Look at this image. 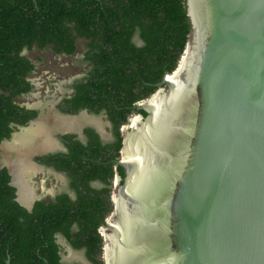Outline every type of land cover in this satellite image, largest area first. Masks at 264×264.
I'll use <instances>...</instances> for the list:
<instances>
[{"label":"water","instance_id":"1","mask_svg":"<svg viewBox=\"0 0 264 264\" xmlns=\"http://www.w3.org/2000/svg\"><path fill=\"white\" fill-rule=\"evenodd\" d=\"M186 6L190 63L159 83L152 112L138 106L147 117L122 149L138 134L135 166L119 162L106 233L119 196L125 264H264V0ZM110 250L104 237L105 264Z\"/></svg>","mask_w":264,"mask_h":264},{"label":"trees","instance_id":"2","mask_svg":"<svg viewBox=\"0 0 264 264\" xmlns=\"http://www.w3.org/2000/svg\"><path fill=\"white\" fill-rule=\"evenodd\" d=\"M190 32L186 0H0V142L10 136L11 122L30 117L15 104L31 91L24 78L36 67L23 51L52 47L72 55L80 39L90 41L86 59L94 69L77 85L73 103L76 110H107L117 136L104 146L87 130L89 145L69 139V154L53 156L71 178L76 199L65 193L30 211L17 201L8 169L0 170V264H70L62 261L58 235L84 250L91 264H105L100 228L113 209L112 161L120 157L121 125L134 104L176 71ZM138 35L142 46L134 42ZM118 173L124 178L122 167ZM96 181L104 187H93Z\"/></svg>","mask_w":264,"mask_h":264},{"label":"flooded vegetation","instance_id":"3","mask_svg":"<svg viewBox=\"0 0 264 264\" xmlns=\"http://www.w3.org/2000/svg\"><path fill=\"white\" fill-rule=\"evenodd\" d=\"M80 40H84V39H80ZM85 41L87 42L86 49L81 54L80 58L79 57L76 58L78 59L77 63H80L83 66V68H85V71L81 76H75L69 83L66 84V90L61 93V96L54 104L33 103L36 98L33 94L36 90L37 84L35 80L32 79V76L37 71V64L34 62L33 59H31L27 55V53L33 52L36 49L38 51H44L45 49L43 50H40L38 48H35L34 50L25 49L22 53V55L28 57L36 67L32 73H30L27 77L24 78L32 86L31 91L16 97L15 104L18 105L20 109L25 110L21 112L22 115H27V116L29 115L30 117L24 123H21L20 120H16L10 123L9 125L11 129L10 136L4 138L0 142V170L4 168L8 169L9 174L11 176L10 184L13 187H15L17 190V193H16L17 201L18 199H20L21 203L19 201L18 202L25 208L27 207L22 204V202L24 201L20 193L21 189L19 188V185L16 183H20L24 185L25 188L28 190V193H30L31 202L30 203L24 202V203L27 205L32 204V209L30 211L33 210L37 202H40V201L51 202L55 200L59 195H62L65 193L70 195L73 199H76V193L71 188V182H72L71 178L68 176L66 172L60 171L58 168H56V165H54L55 161L54 163L52 161L53 156H57L59 154H66V155L69 154V148H68L69 139H71L73 142L78 141L83 145H89L90 140H91V135L87 133V130H93L95 134H97V136L99 137V140L104 146H106L107 144L115 143L117 141V136L115 133V124L112 121L111 115H109L107 110L96 112L86 107L76 110L77 103L76 104L73 103L74 102L73 99L76 97V94H77V85L81 84L82 81L87 83L94 69V63L86 59V53L89 50L90 41L88 40H85ZM78 42H77V51L72 55H67V54L58 55L55 53L52 47H48V48H51L54 51L55 56L57 57L71 58L79 54ZM134 42L138 46L143 45V42L141 41L139 35L135 37ZM158 85L159 83L155 85L157 87L156 92L160 88ZM150 98L143 99L137 102L136 104H134V106L131 107L130 113H127L126 115L127 121L121 125L120 131L122 134L123 141H122V148L120 150V157L117 160L112 161L115 163V171H116V174L112 179V194H111V202L113 205L112 212L114 211L113 192L115 191V188L117 187L118 183L119 182L121 184L124 183L125 178H126V170L122 166L119 165V162L123 159L129 162L128 158L124 157V151L122 152L124 137L127 133L134 131L136 127L140 126L142 122L145 120V118L147 117V113L139 109L138 106L139 105L144 106L147 103L145 101L149 100ZM51 112L54 113L55 118L57 117L58 125L60 127V130L56 132V136H57V138L55 139L56 141L51 136V133H52L51 127H50L51 125H49L46 121H44L46 118H48V115H50ZM102 114L105 115V117L107 118L110 124V131H111L110 138H106L101 133V131L97 128L98 124L96 123L97 120H95V118H97L98 116ZM122 128H125L126 130L124 131L122 130ZM130 136L131 135H128L126 137V144ZM24 148L31 150L30 151L31 156L35 154L33 162H32L33 163L32 167L27 165L28 164L27 155L20 152V150ZM10 149H13L14 152L19 151V159L10 164H2L1 163L2 152L3 151L8 152ZM22 156H25L26 159ZM118 167H122L124 169V172H125L124 178H122L120 174L118 173ZM54 174H59L67 178L69 191L68 190L66 191L47 190V188L44 185L45 183H47V179H49V176L51 177L55 176ZM33 175H35L36 177L32 178ZM40 176H42L43 178ZM37 178L41 181H38ZM35 179H37V181H35ZM34 182L37 183V186L39 188L38 189L39 190L38 192L40 193L39 195H37L36 190L34 188V185H35ZM43 183L44 185H42ZM92 185L95 188L104 187V185L99 181L93 182ZM44 194L50 196V198L43 199L42 195ZM112 212L107 216L105 220V225L103 227H106V221L109 219ZM76 230H77V227L74 226V231ZM103 235H102L103 239L104 237H108L109 239L108 232L104 233ZM103 254H104V248H103ZM62 261H63V257H62ZM66 263H69V262H66Z\"/></svg>","mask_w":264,"mask_h":264},{"label":"rangeland","instance_id":"4","mask_svg":"<svg viewBox=\"0 0 264 264\" xmlns=\"http://www.w3.org/2000/svg\"><path fill=\"white\" fill-rule=\"evenodd\" d=\"M79 54L75 57L71 58H63L55 56L54 51L51 48L45 49L44 51H38L37 49L33 52H28L27 55L34 60L37 64V71L32 76V79L35 80L37 87L34 92V96L36 97L33 103H51L54 104L61 93L66 90V84L69 83L75 76H81L85 68L80 63H77L76 58H80L83 51L86 49L87 42L85 40H79ZM54 97V98H53ZM97 120V128L101 131V133L106 137H111L110 124L105 117L104 114L95 118ZM46 121L49 125H51V136L54 140L57 138L56 132L60 130L58 125L57 117L53 112L48 115ZM122 130H126L122 128ZM56 141V140H55ZM20 150V149H19ZM30 149H21L20 152L27 155V165L33 166L34 152L31 156ZM25 158V156H22ZM123 158V156H122ZM19 159V151L14 152L13 149H10L8 152L3 151L1 154V163L2 164H10ZM26 159V158H25ZM27 166V167H28ZM55 176H49L47 179V183L44 185L47 190H55V191H69L68 181L62 175L54 174ZM36 176L33 175L32 178ZM42 177V176H40ZM43 178V177H42ZM41 178V179H42ZM38 179V178H37ZM35 179V181H37ZM38 181H41L38 179ZM45 181V180H44ZM35 183V182H34ZM97 186V185H96ZM34 188L36 190L37 195L39 188L37 183H35ZM54 191V192H55ZM43 199H49L50 196L42 195ZM100 232L102 235L106 233V227L100 228ZM100 233V234H101ZM104 236V235H103ZM107 238V237H106ZM59 242L62 245V257L65 262L69 263H77V264H91L87 259L86 253L84 250H75L72 247V251H70V244L66 242L64 239L60 238Z\"/></svg>","mask_w":264,"mask_h":264},{"label":"bare ground","instance_id":"5","mask_svg":"<svg viewBox=\"0 0 264 264\" xmlns=\"http://www.w3.org/2000/svg\"><path fill=\"white\" fill-rule=\"evenodd\" d=\"M192 1L198 3L199 5H200V2H202V0H192ZM191 58H193V56ZM188 59L189 58H186V55H184V57L182 58V62L180 64V69H179V70H181V72L190 63V61H188ZM180 75H181V73L178 75V77L177 76L176 77H170V80L176 84L177 88L184 81V80H182ZM162 100H163V98L159 97V95H157L152 100L147 101V103L144 105V107L147 108L150 112H152L153 107L155 105H157ZM137 137H138V134L134 135V136L131 135L127 140L126 148L124 150V157L128 158V161H129V163L132 164V167L135 166ZM16 184H18L19 188L21 189L20 193H21L23 201L25 203H30L31 197H30V193H28V190L25 188L24 185H22L20 183H16ZM32 197H33V195H32ZM24 202H22V203L25 204ZM116 202H117V208L118 209H117L115 226L113 227L112 233H108L109 239H108V237L106 238V239H108L107 242H108L109 248L111 249L110 253H109V264H125L123 254H124V248H125V242H126V236H127L126 202L124 203L119 196H116ZM25 205H27V204H25Z\"/></svg>","mask_w":264,"mask_h":264}]
</instances>
